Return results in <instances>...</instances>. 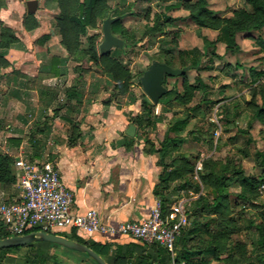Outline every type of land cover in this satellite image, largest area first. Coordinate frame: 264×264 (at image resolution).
Returning <instances> with one entry per match:
<instances>
[{
	"label": "trees",
	"instance_id": "16d2710c",
	"mask_svg": "<svg viewBox=\"0 0 264 264\" xmlns=\"http://www.w3.org/2000/svg\"><path fill=\"white\" fill-rule=\"evenodd\" d=\"M245 1L250 8H238L228 17H223L212 10L209 7L208 0H179L175 6L180 7L184 3L185 7L189 9L187 19L195 21L200 29L206 27L218 30L219 35L216 40L223 41L226 50L235 53L239 49L237 43V35L239 32L252 33L264 29V0ZM46 3L50 8L56 7L58 10L56 28L61 36L60 44L65 50V55H53L44 67L43 74L64 77L67 74L68 62L71 59L90 62L101 70L102 75L105 77V80H103L105 86L112 85L117 95L129 93L131 103L134 104L137 97L130 92V85L134 76L131 69L111 50L100 55L98 34H88L89 28L98 27L100 21H103L111 12L113 16H118L125 12H121L117 8L113 9L109 0H47ZM6 5V0H0V10ZM172 21L173 19L163 12L157 14L152 24L146 25L141 38H137L133 32L125 27L122 19L115 20L111 28L114 34L120 36L128 43L124 48H118L120 52H123L127 47L136 45L144 37H162L166 32V25L172 23ZM39 25L40 22L35 13H25L23 26L27 31L34 30ZM49 37L50 34H43L37 41H45ZM83 37H86L85 41ZM216 40H209L206 36H203V52L200 54L197 52V49L181 51L182 64L180 66L175 65L172 59L168 57L164 59L159 58V60L173 67L182 68L189 64V69L194 68L199 71L210 69L211 66L201 67L200 62L210 47L214 49ZM12 47L24 48L25 46L17 36L14 28L0 21L1 66L6 67L11 65L6 55ZM76 69H80V66ZM13 73L20 74L16 69L13 70ZM142 73L143 71L140 75ZM251 75L253 77L252 84L258 82L264 75V68L260 72L251 68ZM167 77L164 79V84H166ZM26 78L28 82L33 81L30 76H26ZM81 78L82 75H79L75 82L64 91L70 101L68 104L69 110L73 112L76 111L78 106L83 104L84 91ZM101 81L94 85L98 86L99 83H102ZM206 86L200 76L196 77V84L185 79L183 82V90L176 87L168 88V91L160 98L159 104H162L164 112L172 111L174 108L180 109L186 107L185 109H188V113L183 117L175 118L167 128L164 139L159 145H156L150 138L149 129L156 127L157 122L162 119L161 115L155 112V104L148 98L143 99L142 110L138 114L131 116L133 118L132 122L135 123L137 128L136 135L129 136L128 134H124L119 143L130 148L138 138H141L144 142L150 144L148 150L144 148L145 152L158 155L157 165L161 168V171L158 175L159 180L154 192L157 198L161 200L164 215L170 210V204L173 201L171 195L173 192L180 193V191H184L188 194L190 191H193L200 193L203 188L208 191L207 193H200L197 199L193 200L191 204L189 203L187 209L189 224L182 228L176 240L174 264H216V262H221L222 264H264V204H261L256 218L250 220V226H254L259 235L257 245L263 248L261 252L253 251V253L249 254L247 253L245 243L241 241L232 243L230 240L231 235L235 231L234 227L236 224L232 216L234 206L231 202V186L235 182H239L241 185V190L237 194L239 201L255 203L259 199L258 188L263 183V180L243 175L241 166L234 164L230 159L221 161L208 158L204 161L205 169L200 174L201 184L203 185L201 187V184L194 179L195 163L192 159L183 153H179L177 156L172 154L186 138L182 134L186 131L190 123V109L193 111L196 108L195 106L190 108L187 106L194 100L196 92L200 89H205ZM38 89L42 97V103L39 110V117L35 120V128H33L29 139L33 148V152L29 156L30 160H34L40 156V153L36 150L40 148L43 140L36 137V128L40 126V123H48L50 119L47 116L48 108L53 105L54 99L59 92L54 87L48 85H44ZM203 92L205 93L206 90ZM257 96H259L260 102L254 100ZM95 102V98L87 99V103L90 106ZM103 104L104 106H108V100H104ZM248 104L253 106L254 113L252 118L259 119L264 123V83L259 84L255 88L254 96L248 101ZM88 111L89 109L87 108ZM224 112L227 122L230 120L229 118H237L240 113L237 109H233L230 117L227 108L224 109ZM67 120L72 124L69 131L70 141L75 143L80 135L79 126L70 117H67ZM39 132L45 137L50 133L46 127L39 129ZM8 142L13 146L19 147L22 143V138L11 137L8 139ZM259 154L262 157L261 162L264 165V151L259 152ZM14 163L15 156L8 152H0V185L3 187L10 188L17 184L18 179L14 171ZM171 188L172 191L170 192L169 190ZM15 201L18 200H5L8 203ZM37 230L38 228H29L25 233ZM55 233L82 242L101 256L110 253V245L108 243H100L98 241L88 242L86 238L75 233L72 237L67 236L65 232ZM8 236V234L2 233L0 234V239ZM195 241H197V244H194ZM152 245L157 247L159 255L165 253L170 261L173 262L171 254L164 247L158 243H152ZM20 247L0 249V264L3 257L2 253ZM224 253H227V255H223ZM51 256L53 264H62L57 260L56 256ZM86 256L89 257L88 255ZM123 257L126 258L127 264H153L146 255L134 256L128 253ZM47 260V256L42 253H37L28 262L46 264ZM164 260L165 258L161 259L158 264L161 261L164 262ZM115 264H118V259L115 260Z\"/></svg>",
	"mask_w": 264,
	"mask_h": 264
},
{
	"label": "rangeland",
	"instance_id": "374dc122",
	"mask_svg": "<svg viewBox=\"0 0 264 264\" xmlns=\"http://www.w3.org/2000/svg\"><path fill=\"white\" fill-rule=\"evenodd\" d=\"M46 1L38 0L35 14L39 15L37 18L42 21L45 34H50V37L51 35L57 36L55 45L57 46L55 51L57 54L54 55L63 56L65 50L60 44L61 36L56 28L58 10L56 7L50 8ZM177 2L179 0H109L113 9L117 8L121 12H125L122 19L123 24L137 38L142 37L146 25L152 24L157 14L163 12L173 19L172 23L166 25V32L162 37H144L136 45L127 47L123 52H120L118 47L111 50L129 66L134 75L130 85V92L137 97L134 104L131 103L129 93L117 95L112 85L105 86L103 84L105 77L101 70L90 62L71 59L67 66L66 81L69 78L74 83L79 75H82V83H87V99H98L99 108L104 110L113 106L117 110L124 109L128 113L130 110L134 113L133 115L138 114L143 108L142 100L148 98L151 101L142 88L140 82L142 74L140 75V73L149 66L153 59L168 57L172 59L175 65L180 66L182 64L181 51L197 49L200 54L203 52V36L209 40H216L219 35L218 30L206 27L200 29L195 21L187 19L189 9L185 7L184 3L180 7L175 6ZM208 2L209 7L223 17L231 16L238 8H250L245 0H208ZM102 22L100 21L98 27H91L88 31V34H98L99 43L103 39ZM83 40L85 41L86 37H83ZM262 40L264 41V29L252 33L239 32L237 35L239 49L235 53L227 51L223 41L216 40L214 49L210 47L200 62L201 67L211 66L210 69L199 71L192 68L183 75L168 76L165 84L168 88L176 87L183 90L185 79L196 84V77L200 76L207 85L205 89L198 90L194 100L188 104V108L194 106L196 108L193 111L190 109V123L182 134L186 138L180 143L179 148L172 153L175 156L183 153L192 159L195 163L194 179L197 182L201 184L200 174L204 171V161L208 158L221 161L230 159L234 164L241 166L243 175L263 180L258 188L259 199L255 203L239 201L237 198V194L241 190L239 182H235L231 186V202L234 206L232 216L236 224L230 240L232 243L237 241L245 243L249 254L253 251L261 252L263 249L257 245L259 235L255 227L250 226V220L256 218L261 204H264V165L259 154V152L264 151V123L259 119L252 118L253 106L248 104V101L254 96L255 88L264 83L263 75L258 82L252 84L253 77L251 75V68L257 72L264 68V42L262 43ZM46 56L49 61L53 55L48 53ZM79 66L80 69H76ZM100 80L102 83H99L98 86L94 85ZM30 87L35 89L37 86L31 84ZM54 87L65 94L64 91L69 87V84L63 81ZM204 90H206L205 93ZM83 91L85 90L83 89ZM104 100H108V106H104ZM254 100L260 102L259 96L255 97ZM89 107L92 106L87 103V108L89 109ZM185 108H174L172 111L164 112L162 104H155V112L161 115L162 119L157 122L155 128L149 129V136L156 145H159L164 139L167 128L175 118L183 117L188 113V109ZM225 108H227L230 117L233 109L240 112L239 116L235 119L229 118L230 120L227 122ZM92 118L94 120V117ZM131 119L133 118L131 117ZM132 124L135 125L134 122ZM136 133L137 128L135 135ZM21 138L22 140L25 139L24 137ZM0 140H5L3 134H0ZM136 143L142 144L143 148L147 150L150 148V144L141 138H138ZM21 144H23V151L28 152V143L23 142ZM10 145L13 146L11 143ZM200 163L202 168H199ZM201 187H203L202 184ZM17 192H21L19 187ZM207 192V189L203 188L200 193ZM194 193L197 196L200 195V193ZM190 195L192 196L191 193ZM181 199L178 193V196L173 198L172 203L176 200L174 204H177ZM188 201L184 199L183 204L186 209H188ZM194 244H197V241ZM60 248L62 256H57V260L62 264H72L76 259L75 256L81 254L79 251L68 249V247L60 246ZM223 255H227V253ZM216 264L222 263L216 262Z\"/></svg>",
	"mask_w": 264,
	"mask_h": 264
},
{
	"label": "crops",
	"instance_id": "0c3cea01",
	"mask_svg": "<svg viewBox=\"0 0 264 264\" xmlns=\"http://www.w3.org/2000/svg\"><path fill=\"white\" fill-rule=\"evenodd\" d=\"M27 1L6 0L7 5L0 10V21L14 28L25 46L10 48L6 57L11 65H0V134L5 137L4 141L0 140V152L12 154L15 160L19 157L29 159L33 152L29 139L42 103L38 88L44 85L54 87L63 81L69 86L72 83L69 78L66 81V76L63 79L43 74V69L48 64L46 55L57 54V36L51 35L45 41H37L46 33L41 20L39 27L34 30L27 31L24 28L23 17L28 12ZM36 16L39 18L38 14ZM14 69L20 74L13 73ZM26 76H30L33 81L28 82ZM31 84H36L37 87L34 89L30 87ZM54 89L59 92L53 105L48 108L47 116L50 119L48 123H40L36 128V137L43 142L36 150L40 156L35 159L50 160L57 165L65 186L74 193L72 211L83 213L94 208L101 219L109 224L139 221L148 217L157 198L154 190L161 168L157 165L156 154L146 153L142 144L135 142L127 148L119 143L132 124L131 116L134 113L130 110L129 113L124 109L117 110L113 106L102 110L98 99L87 112L86 82H83V104L73 112L69 110L70 101L67 96L57 87ZM67 117L77 122L80 129L75 143L69 138L72 124ZM44 127L50 131L46 137L39 132ZM11 137H24L22 143H28V152L23 151V144L19 147L11 146L8 142ZM14 171L18 179L19 168L15 163ZM16 187L18 188V181L10 188L0 185V200H19L20 193ZM179 195L180 198L189 200L188 207L198 197L193 191L188 194L180 191ZM176 196L178 193L173 192L171 195L173 198ZM175 201L170 204V208ZM62 232L69 237L74 233L83 236L88 242L108 243L110 253L102 256L108 264H115L116 259L118 264H127L123 256L128 253L134 256L146 255L153 264H158L164 258V262L159 264H173L165 253L159 255L156 246L130 236L86 234L76 229ZM30 244L2 253L1 264H35L28 260L37 253L48 257L46 264H53L51 255L62 256L60 244L49 241ZM80 253L75 256L77 260L72 264H96L92 258Z\"/></svg>",
	"mask_w": 264,
	"mask_h": 264
},
{
	"label": "built area",
	"instance_id": "2783aa9c",
	"mask_svg": "<svg viewBox=\"0 0 264 264\" xmlns=\"http://www.w3.org/2000/svg\"><path fill=\"white\" fill-rule=\"evenodd\" d=\"M15 165L19 168L20 199L10 203L0 201V234L20 236L29 228H38L37 231L48 233L76 229L86 234L126 235L148 244L158 243L171 254L174 264L176 240L189 224L184 199L164 215L161 200L156 198L148 217L109 224L94 208L83 213L72 211L74 193L65 186L52 161L19 157Z\"/></svg>",
	"mask_w": 264,
	"mask_h": 264
},
{
	"label": "water",
	"instance_id": "95a60500",
	"mask_svg": "<svg viewBox=\"0 0 264 264\" xmlns=\"http://www.w3.org/2000/svg\"><path fill=\"white\" fill-rule=\"evenodd\" d=\"M38 7V0H28L27 9L30 13H35ZM124 14L113 16L112 12L103 20L102 30L103 39L99 43L98 48L100 55H103L114 47L124 48L128 45L126 40L112 32L111 25L117 19H123ZM189 70V64L180 68L173 67L168 63L161 61L159 59H153L149 66L143 71L140 82L144 92L151 99L154 104H159L160 98L168 91V87L164 84V79L166 76H179L183 75ZM136 132V126L131 124L127 130L129 136H134ZM36 241H49L62 246L68 247L70 249L82 252L92 258L97 264H108L104 258L99 255L95 250H93L88 245L70 239L64 235L56 233H48L44 231H33L25 233L20 236H8L6 238L0 239V249L18 247L30 244Z\"/></svg>",
	"mask_w": 264,
	"mask_h": 264
}]
</instances>
